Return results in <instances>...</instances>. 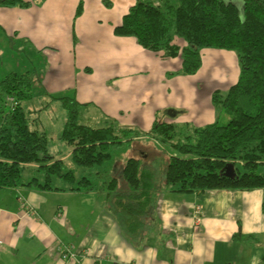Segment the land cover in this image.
<instances>
[{
  "label": "trees",
  "instance_id": "1",
  "mask_svg": "<svg viewBox=\"0 0 264 264\" xmlns=\"http://www.w3.org/2000/svg\"><path fill=\"white\" fill-rule=\"evenodd\" d=\"M3 6H28L26 0H0ZM82 3L79 2L77 13ZM115 35L132 36L144 48L165 56L180 55L182 74H192L201 64L204 47L234 49L240 64L237 80L225 93L214 90V104L230 115L192 127L184 140H174L173 123L154 121L146 134L170 153L146 161L127 157L119 174L105 167L111 160L110 148L130 143L142 135L131 127L113 124L92 127L79 122L82 105L72 96H53L66 110L59 138L72 147L69 161L77 167L92 168L76 176L73 168L48 151L44 132L28 124V111L22 102L32 98L38 83L34 71H10L0 79V188L26 185L53 186V176L71 189L105 192L106 207L118 222L126 239L137 245L152 227L150 219L163 186L176 191L206 189L264 190V0H177L160 6L150 0H137L113 28ZM182 37L186 45L172 43ZM12 97V101L8 98ZM164 155V156H163ZM36 163L42 180L22 179L25 163ZM106 163V164H105ZM232 163L235 175L223 174ZM264 215V196L262 201Z\"/></svg>",
  "mask_w": 264,
  "mask_h": 264
},
{
  "label": "crops",
  "instance_id": "2",
  "mask_svg": "<svg viewBox=\"0 0 264 264\" xmlns=\"http://www.w3.org/2000/svg\"><path fill=\"white\" fill-rule=\"evenodd\" d=\"M43 1L50 12L48 14L61 15L67 0ZM6 7H12L10 9L13 10H6ZM18 10L17 6L0 5V16H3L4 11L16 13ZM81 10L78 13L76 10L79 18L82 17ZM126 11L107 20V30L113 35V41L122 46H131L141 53L152 51L155 59L167 61L180 56H165L161 51L142 47L132 36L115 35L113 28L120 23ZM15 17V23L0 21V32L5 34H0L1 39H6V31L11 36L19 31V27L23 28L22 16ZM25 34H21L20 38L28 41L26 36L29 35ZM75 42L70 34L64 41V52L69 55L67 71L73 72L77 80L80 72L91 70V67L86 63L80 65L74 56L70 57ZM36 46L39 52H48L47 48L53 51L51 53H58L53 45L36 43ZM175 61L176 70L181 73V58L179 62ZM129 63V58L114 57L112 68L116 71L115 67H127ZM165 63L163 74L169 75L173 72L170 62ZM33 71L38 81L36 89L48 94H65L68 91L66 94L74 95L72 97L81 103L76 99L79 94L76 81L70 83L55 80L47 83V80L43 81V74L35 69ZM178 107L167 108L170 117L166 122L180 120L189 124L200 119L193 109L185 112ZM212 118L209 123L214 122ZM142 135L130 143L140 140ZM71 150L72 147L67 145L64 151H58L59 156L56 158L65 161L75 171L80 168L69 161ZM123 154L111 157V162L106 164L105 167L110 168L113 174H119L124 160L132 156L124 157ZM37 166L33 162L24 164L30 175L22 178L23 181L33 177L31 174L34 171L39 172ZM38 179L42 180L40 177ZM53 186L57 188L26 185L0 188V264H264L262 188L187 192L163 186L156 200L153 218L150 219L152 227L144 232L143 242L135 245L122 234L118 222L106 207L104 191L74 190L68 184ZM19 195L34 208L35 213L25 211ZM195 204L201 206L198 226L194 225ZM61 242L71 245L77 251L85 250L86 253L76 256V260L62 259L58 249Z\"/></svg>",
  "mask_w": 264,
  "mask_h": 264
},
{
  "label": "rangeland",
  "instance_id": "3",
  "mask_svg": "<svg viewBox=\"0 0 264 264\" xmlns=\"http://www.w3.org/2000/svg\"><path fill=\"white\" fill-rule=\"evenodd\" d=\"M136 1L67 0L63 14L52 15L48 14L50 12L43 0H29L28 6L16 5L20 9L16 13L4 11L3 16H0L2 23H15V15H21L24 26L19 27V31L11 36L6 31V39L0 38V79L10 71L35 69L44 75L43 81L47 80V83L55 80L70 83L76 81L79 93L76 99L87 103L79 108V122L91 126L113 124L115 127H131L144 134L138 141L110 148L111 157L122 155L125 151L128 152L123 154L124 157L140 156L144 151L149 156L146 161L152 162L151 159L161 156L159 154L164 150L167 154L172 150L169 144H162L146 135L155 120L166 122L169 119L167 108L180 106L178 109L185 112L193 109L200 118L189 124L174 120V140H184L191 133L192 127L209 123L211 117L221 124L228 121L230 115L221 105L213 103L211 93L216 89L225 93L237 80L240 64L234 49L204 47L200 50L199 68L193 74L182 75L175 65V60L179 62L180 56L165 61L155 59L152 51L141 53L131 46L119 45L107 30V20L119 16ZM150 1L162 7L177 3V0ZM79 2L82 3L80 18L76 14ZM6 8L13 10L10 9L12 7ZM0 34L5 35L3 32ZM21 34L29 35L26 36L29 42L20 38ZM70 34L76 41L70 57L74 56L80 65L86 63L91 67V70L80 72L77 80L66 67L69 55L64 52V41ZM171 42L180 48L186 45L185 40L176 35ZM36 43L53 45L58 53H51L53 51L47 48L48 52L36 51ZM114 57L129 58L130 63L127 67H115L114 71ZM165 62H170L173 71L169 75L163 74ZM66 93L68 91L65 94H48L34 88L32 98L22 102L28 111L29 126L39 132H46L48 151L55 156H59L58 151H64L68 144L59 138L66 110L60 100L52 97L74 96ZM78 168L75 170L76 176L93 171L92 168ZM27 175H30L29 170L23 168L22 178ZM31 176L42 179V172L34 171ZM52 182L54 185H67L56 176H53Z\"/></svg>",
  "mask_w": 264,
  "mask_h": 264
},
{
  "label": "built area",
  "instance_id": "4",
  "mask_svg": "<svg viewBox=\"0 0 264 264\" xmlns=\"http://www.w3.org/2000/svg\"><path fill=\"white\" fill-rule=\"evenodd\" d=\"M8 99L9 101H12V97H9ZM18 198L20 199V202L27 213L29 214L35 213L34 208L30 206L28 202L22 196L19 195ZM200 212H201L200 204H195L194 206V216H195L194 225L195 226H198L200 223ZM58 249H59L61 258L65 260H76V256H83L86 253L85 250L77 251L71 245L62 243V242L58 244Z\"/></svg>",
  "mask_w": 264,
  "mask_h": 264
},
{
  "label": "water",
  "instance_id": "5",
  "mask_svg": "<svg viewBox=\"0 0 264 264\" xmlns=\"http://www.w3.org/2000/svg\"><path fill=\"white\" fill-rule=\"evenodd\" d=\"M223 174L233 177L235 175L232 163H228L223 168Z\"/></svg>",
  "mask_w": 264,
  "mask_h": 264
}]
</instances>
